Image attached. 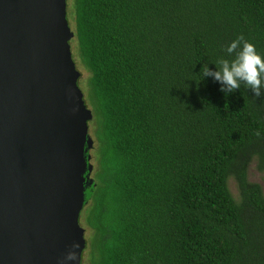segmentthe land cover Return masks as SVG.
Returning a JSON list of instances; mask_svg holds the SVG:
<instances>
[{
  "label": "trees",
  "instance_id": "trees-1",
  "mask_svg": "<svg viewBox=\"0 0 264 264\" xmlns=\"http://www.w3.org/2000/svg\"><path fill=\"white\" fill-rule=\"evenodd\" d=\"M66 12L99 155L82 209L90 264H264V195L247 175L264 173V90L226 96L200 73L240 35L264 56V0H66Z\"/></svg>",
  "mask_w": 264,
  "mask_h": 264
},
{
  "label": "water",
  "instance_id": "water-1",
  "mask_svg": "<svg viewBox=\"0 0 264 264\" xmlns=\"http://www.w3.org/2000/svg\"><path fill=\"white\" fill-rule=\"evenodd\" d=\"M66 13V0H0V264H81L86 245L92 113Z\"/></svg>",
  "mask_w": 264,
  "mask_h": 264
},
{
  "label": "clouds",
  "instance_id": "clouds-1",
  "mask_svg": "<svg viewBox=\"0 0 264 264\" xmlns=\"http://www.w3.org/2000/svg\"><path fill=\"white\" fill-rule=\"evenodd\" d=\"M225 53L232 58H218L214 63L216 71H211L207 65H204L200 72L203 78L212 77L221 85L220 91L226 96L235 93L243 86L244 89H250L255 97H260L264 90V56L259 54L255 45L247 41L243 35L231 41ZM256 135L259 136L260 133L257 132ZM73 247L76 248L78 245ZM76 258L74 251L66 256L68 261H74Z\"/></svg>",
  "mask_w": 264,
  "mask_h": 264
},
{
  "label": "rangeland",
  "instance_id": "rangeland-1",
  "mask_svg": "<svg viewBox=\"0 0 264 264\" xmlns=\"http://www.w3.org/2000/svg\"><path fill=\"white\" fill-rule=\"evenodd\" d=\"M85 77H86V74H82V79L83 81H85ZM84 87H85V83H84ZM83 91V90H82ZM88 127H89V124H88ZM88 132H89V135L91 136V139L94 141V137L92 135V130L91 128L89 127L88 128ZM93 147H95V142H94V145ZM89 156H90V163L92 165V170L90 172L89 175H87V177L89 178L90 181H92V184L94 182V180H96V171L95 170V167H96V162H95V159L96 157H99L98 155V152L97 150H93L91 149L89 151ZM248 180L252 183H257L261 186V189H262V193L264 195V173H259L255 167H254V163H252L249 168H248ZM94 178V179H93ZM91 184V186H92ZM229 189L231 191V193L236 197L237 196V189H236V186H235V183L231 180L229 182ZM89 206V202H87L86 204V207L88 208ZM86 207H84V210H82V212L80 213V216H79V224L82 228L85 229V233H84V238H85V242H86V246H85V249L82 253V264H90V260H91V257H92V254H93V246L91 245V240L89 239V234L91 233V230L86 226L85 224V227H84V221H85V217H87V209Z\"/></svg>",
  "mask_w": 264,
  "mask_h": 264
}]
</instances>
